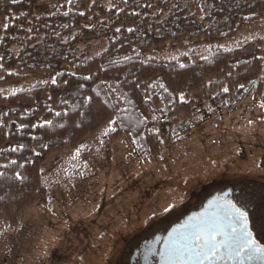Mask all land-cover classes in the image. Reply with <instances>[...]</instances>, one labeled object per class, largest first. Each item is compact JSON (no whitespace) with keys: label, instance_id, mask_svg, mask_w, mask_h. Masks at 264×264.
Masks as SVG:
<instances>
[{"label":"trees","instance_id":"16d2710c","mask_svg":"<svg viewBox=\"0 0 264 264\" xmlns=\"http://www.w3.org/2000/svg\"><path fill=\"white\" fill-rule=\"evenodd\" d=\"M47 1L63 10L37 16L36 0H0V219L12 225L33 204L52 203L51 156L103 126L110 139L130 137L147 161L219 107L233 111L254 97L264 108V38L237 40L264 24V0ZM192 1L209 16L191 13ZM163 47L193 50L166 58ZM40 72L57 73L55 83L28 85ZM208 91L211 110L192 97ZM70 172L82 179L77 165Z\"/></svg>","mask_w":264,"mask_h":264},{"label":"rangeland","instance_id":"374dc122","mask_svg":"<svg viewBox=\"0 0 264 264\" xmlns=\"http://www.w3.org/2000/svg\"><path fill=\"white\" fill-rule=\"evenodd\" d=\"M63 5L36 0L35 14L59 12ZM190 12L200 19L209 16L208 8L196 1ZM253 38H264V24L245 30L237 40ZM192 50L170 52L163 47L157 53L174 58ZM199 51L205 54L209 48ZM57 75L29 73L27 84H50ZM192 97L211 110V92ZM108 128L48 160L44 181L56 182L50 185L52 203L26 208L16 225L0 219V264H112L123 236L172 223L192 192H205L215 181L264 182V108L254 97L233 111L219 107L191 137L147 161L134 154L130 137L110 139ZM82 151L88 158H80ZM87 159L90 162L84 163ZM76 165L82 179L71 180L70 169Z\"/></svg>","mask_w":264,"mask_h":264},{"label":"snow or ice","instance_id":"6c2138e0","mask_svg":"<svg viewBox=\"0 0 264 264\" xmlns=\"http://www.w3.org/2000/svg\"><path fill=\"white\" fill-rule=\"evenodd\" d=\"M210 207L217 211L192 217L186 225L173 229L160 252L162 264H217L225 259L241 264L244 260L264 261V246L248 231L246 213L232 204L212 203Z\"/></svg>","mask_w":264,"mask_h":264},{"label":"flooded vegetation","instance_id":"af4514ba","mask_svg":"<svg viewBox=\"0 0 264 264\" xmlns=\"http://www.w3.org/2000/svg\"><path fill=\"white\" fill-rule=\"evenodd\" d=\"M211 189L205 192H192L187 204H183V211L176 214V218L168 225L158 224L149 231L126 239L120 253L112 264H162L160 252L164 248V241L174 227L182 225L192 216H200L207 204L218 198L219 205H235L247 215V228L252 238L264 246V182L262 181H215L210 184ZM195 199L191 201V197ZM217 264H241L240 261L225 259ZM242 264H264L261 260H244Z\"/></svg>","mask_w":264,"mask_h":264},{"label":"water","instance_id":"95a60500","mask_svg":"<svg viewBox=\"0 0 264 264\" xmlns=\"http://www.w3.org/2000/svg\"><path fill=\"white\" fill-rule=\"evenodd\" d=\"M212 203H216V204L219 205L220 201L218 200V198H214V199H212V200L207 204L205 210L201 212L200 216H202L203 214H209V215H211L213 212L217 211L216 208H212V207H210V204H212ZM192 217H199V216H192ZM192 217H190V218H192ZM190 218H188V219H187L182 225L177 226V227H174L173 229H179V228H181L182 226L186 225V224L188 223V221H189ZM173 229L171 230L170 233H172ZM170 233H169V234H170ZM168 236H169V235H168ZM167 239H168V237L166 238V240H167ZM166 240H165V241H166Z\"/></svg>","mask_w":264,"mask_h":264}]
</instances>
